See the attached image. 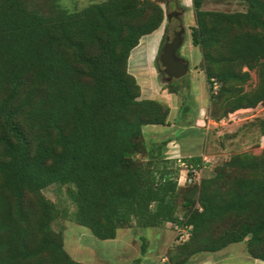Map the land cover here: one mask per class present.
Returning <instances> with one entry per match:
<instances>
[{
	"label": "trees",
	"instance_id": "1",
	"mask_svg": "<svg viewBox=\"0 0 264 264\" xmlns=\"http://www.w3.org/2000/svg\"><path fill=\"white\" fill-rule=\"evenodd\" d=\"M61 1L0 0V264H93L74 259L55 229L66 211L44 194L52 184L67 186L72 220L98 239L170 223L187 236L169 247L168 264L236 242L264 261V147L213 167L201 154L185 156L188 177L194 168L210 173L180 184L181 168L165 153L170 139L147 140L145 126L169 125L171 108L142 97L129 58L163 23L166 0L72 9ZM208 1L244 9L203 8ZM191 2L211 118L264 108V0ZM251 71L257 83L247 89ZM159 72L177 93L182 85ZM248 124L264 138V116ZM147 242L142 237L136 264Z\"/></svg>",
	"mask_w": 264,
	"mask_h": 264
},
{
	"label": "rangeland",
	"instance_id": "2",
	"mask_svg": "<svg viewBox=\"0 0 264 264\" xmlns=\"http://www.w3.org/2000/svg\"><path fill=\"white\" fill-rule=\"evenodd\" d=\"M90 1L95 0H62L61 4L72 9ZM191 3V0H166L162 5L165 11L163 23L141 39L129 58V70L141 86L142 97L162 99L171 107L169 125H147L145 132L149 142V138L175 137L171 144H167L165 153L181 168L180 184L184 183L187 175V165L182 161L183 151L201 154L205 163L213 167L234 153L254 149L256 144L264 147V138L248 124L256 116H264V108L243 113L236 120H216L209 115L210 90L201 68L202 52L200 47L192 44L190 36L191 26L195 24ZM203 8L229 11L244 9V5L238 1H208ZM176 32L180 33L181 43L175 53L187 61L189 69L179 79H168L182 85L177 93H170L159 72L163 66L160 60L156 61V56L161 54L166 42L171 41ZM163 37L165 40L162 41ZM251 76L247 89L257 83L255 71H251ZM232 133L235 135L230 137ZM209 173L210 170L205 169L202 175ZM68 190L67 186L52 184L43 192L66 211V216L58 218L54 227L63 232L65 248L74 259L93 264H136L135 259L141 256L142 237H146L148 256H144L140 264H168V249L180 239H177L178 231L172 224L121 228L116 238L98 239L86 227L72 220L73 200ZM260 261L247 252L244 242H236L217 252L195 255L187 264L264 263Z\"/></svg>",
	"mask_w": 264,
	"mask_h": 264
},
{
	"label": "water",
	"instance_id": "3",
	"mask_svg": "<svg viewBox=\"0 0 264 264\" xmlns=\"http://www.w3.org/2000/svg\"><path fill=\"white\" fill-rule=\"evenodd\" d=\"M181 43L179 32L175 33V37L167 42L160 55V61L164 68V72L169 78L178 79L188 72V65L183 60L176 57L175 52Z\"/></svg>",
	"mask_w": 264,
	"mask_h": 264
},
{
	"label": "built area",
	"instance_id": "4",
	"mask_svg": "<svg viewBox=\"0 0 264 264\" xmlns=\"http://www.w3.org/2000/svg\"><path fill=\"white\" fill-rule=\"evenodd\" d=\"M187 172H188V168H187ZM192 172H193V175L191 177L190 176L188 177L186 175V180L185 181H189L190 182V181H193V180L200 179V177L202 176L203 168H201V169H195L194 168V169H192ZM175 228L177 229L178 233H180L179 236H177L178 238H180V239L186 238L187 232H186V230L184 228H179V227H175Z\"/></svg>",
	"mask_w": 264,
	"mask_h": 264
},
{
	"label": "crops",
	"instance_id": "5",
	"mask_svg": "<svg viewBox=\"0 0 264 264\" xmlns=\"http://www.w3.org/2000/svg\"><path fill=\"white\" fill-rule=\"evenodd\" d=\"M171 108V107H170ZM167 138H169L170 140H169V142L167 143L168 145L169 144H171V142H173L174 140H175V137L174 136H168ZM185 154H184V157L185 156H190V155H193V154H198L197 152H193V151H191V152H185V151H183ZM144 256H148V254H147V251H146V253H145V255ZM144 256L142 257V260H143V258H144ZM152 261H153V259H152ZM155 262V261H154ZM260 262H262V261H260ZM256 264H259V263H256ZM261 264H264L263 262L261 263Z\"/></svg>",
	"mask_w": 264,
	"mask_h": 264
},
{
	"label": "flooded vegetation",
	"instance_id": "6",
	"mask_svg": "<svg viewBox=\"0 0 264 264\" xmlns=\"http://www.w3.org/2000/svg\"><path fill=\"white\" fill-rule=\"evenodd\" d=\"M169 19V18H168ZM166 44H167V42H166ZM165 44V45H166ZM162 51H163V49H162ZM162 53V52H161ZM175 55H176V57L177 58H179V59H181V60H183L184 62H186L187 63V61H185V59L183 58V57H181V56H179L178 54H176L175 53ZM187 65H188V63H187ZM188 69H189V67H188ZM163 71H164V68H163ZM165 73V72H164ZM165 75H166V73H165ZM166 77L170 80L171 78H169L167 75H166ZM181 78V77H180ZM172 79H174V78H172Z\"/></svg>",
	"mask_w": 264,
	"mask_h": 264
}]
</instances>
